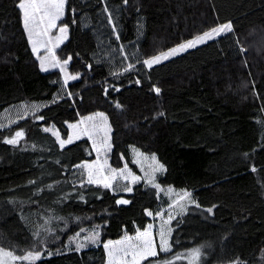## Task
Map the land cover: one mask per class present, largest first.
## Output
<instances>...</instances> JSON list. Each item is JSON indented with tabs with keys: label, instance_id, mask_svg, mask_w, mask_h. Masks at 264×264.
<instances>
[{
	"label": "trees",
	"instance_id": "1",
	"mask_svg": "<svg viewBox=\"0 0 264 264\" xmlns=\"http://www.w3.org/2000/svg\"><path fill=\"white\" fill-rule=\"evenodd\" d=\"M109 1L120 6L121 43L136 37L135 20L144 17L138 45L144 59L225 23L232 31L145 76L130 70L112 77L93 59L98 45L82 26L86 15L96 21L103 1L66 0L60 23L68 38L56 57H71L68 70L79 78L67 85L71 96L0 129V248L17 256L39 251L33 264H105L104 243L143 231L151 221L147 211L166 206L143 183L128 194L83 183L76 166L95 159L89 139L61 148L44 131L55 126L66 139L68 124L103 113L112 167L133 168L135 146L164 166L160 185L190 193L192 203L174 221L173 252L203 246L202 264H264V0ZM18 2L0 0V113L21 102L51 101L58 91L59 70H40ZM17 131L24 135L16 145L4 142ZM80 231L99 232V242L67 247Z\"/></svg>",
	"mask_w": 264,
	"mask_h": 264
},
{
	"label": "rangeland",
	"instance_id": "2",
	"mask_svg": "<svg viewBox=\"0 0 264 264\" xmlns=\"http://www.w3.org/2000/svg\"><path fill=\"white\" fill-rule=\"evenodd\" d=\"M82 1H87V0H82ZM102 1L104 4V7L97 13L95 22L94 21L92 22V17L89 15H86L82 18L83 29H85V30L89 29L93 33L94 38L96 40V43L98 45V52H97L96 56H94L96 61L105 63V60L109 59V58L118 59L119 62H117V66H119V67L122 66V69L124 70V71L122 70V72L120 74H122L124 72H128L130 70H134V71L141 73L143 76H145L147 73L148 67L145 66L142 61L149 59V58L144 59L140 55V53L138 52V45L143 40V38L145 36V32H146V24H145L144 17H137L135 20L136 37L131 41L123 42V43H121V45H118L119 44L118 43L119 42L118 41V35L121 31V27H120V24L118 22V16L120 13V10H119L120 6L110 2L109 0H102ZM65 6H66V2H65ZM105 9H107V11ZM64 12H65V9H64ZM21 15H22V13H21ZM62 17L56 21L57 27L51 29L48 36L42 38L46 42L47 48L52 49V53H48L46 51V49L43 47L40 48L38 53H33L32 46L29 43L31 51L35 55L36 58L38 55L39 56H47V61L45 64L46 68L48 69L47 71L53 70L54 68L60 69V67H53L52 66V64H53L52 54L55 55L56 60L60 61L61 64H63V61H65V60H59L56 57V51L59 49V47H61V44L63 42L59 44V47L53 46L56 43V36L59 35V28L60 27H67L66 25L60 23ZM109 17H111V21L109 20ZM202 34H200V35H202ZM224 34H226V33H222L221 35H224ZM26 36H27V34H26ZM218 37L219 36L215 37L214 39H216ZM67 38H68V27H67ZM67 38L63 41H66ZM194 38H192V39H194ZM192 39H190V40H192ZM48 41H51V42L48 43ZM208 41H211V40H208ZM208 41H206V42H208ZM111 42H114V43H111ZM116 42L118 43L117 45H116ZM186 42L187 41L180 43L179 45L184 44ZM202 44H204V43H202ZM202 44H198L197 46L202 45ZM179 45H176L172 48H175ZM172 48H170V49H172ZM193 48H195V47H193ZM193 48H190V49H193ZM170 49H168V50H170ZM190 49H187V50H185V51H183L177 55H180V54H182V53H184ZM168 50L163 51V52H167ZM163 52H161V53H163ZM161 53H159V54H161ZM102 54H104V56H102V58L99 59V57ZM177 55H175V56H177ZM154 56H156V55H154ZM175 56H172L169 59H171ZM169 59H167V60H169ZM37 60H38V65L40 67V60L39 59H37ZM167 60H163V61H161V63L165 62ZM128 62L133 63L132 64L133 67L130 69H129V65H128L129 63ZM155 65H157V64H155ZM112 67H114V64H112ZM40 69H41V67H40ZM109 69L112 71L114 68H109ZM125 69H129V70L125 71ZM62 73L64 76L65 75H72V76L78 75L75 73H71L68 70V64L65 66V71ZM78 78H79V75H78ZM71 81H74V80H70L69 82H71ZM65 92H66L65 87L60 83V88H59L58 92H56L54 94L52 100L49 103L47 101H34V102H30V103L21 102V103H17V104H14V105H11V106L5 108L0 113V129L14 125L15 123L23 120L24 118L36 113L37 111H39L40 109H42L46 105L54 103L53 102L54 100L56 102V101L63 99L64 98L63 95ZM33 106H35V107H33ZM96 114L86 116V117H94L95 116L94 121H86L85 123L81 124L80 122L82 120H84V118H86V117H82L79 119V121H77L75 123L68 124L69 134H68L66 139H63L61 137L59 130L55 126L48 127V129H49L48 132L52 135H53V132H57L62 140L67 141L68 138L70 136H72L73 132H74V129L70 128L69 125H78L79 128H81V129L88 128L92 132V138L91 139H89V137L87 135L81 134L78 139H76L74 137L72 142L65 144L64 147L72 144L73 142H75L77 140H80L83 137H87L89 139V141L91 142L92 147L94 149L95 159L92 161H85L81 164H84V163L93 164L94 162H97V160L99 159V164L103 165L104 162L107 161V166L104 169V175L110 176V175H112L111 170L115 169L110 164V149H106V148L102 147V144L105 140H107V142L110 143V127H109V124L107 121V117L104 114H103V116L106 117V125H105L103 119L99 116H96ZM93 124L97 125V127L95 129H93ZM53 136L57 140L56 136L55 135H53ZM94 141H95L96 147L101 148V152L99 153V156H98V153L96 151V148H94V146H93ZM57 142H58V140H57ZM59 145H60V143H59ZM130 152H131L132 163H133L134 167L132 168V167L125 165L121 169H115L116 172L119 173L120 170L125 169V167H127V171L124 172L123 176H118L117 179H115L114 181L111 182L112 187L110 189L112 191H116L119 193L128 194L132 191V187L134 185L139 184V183H143L145 186L153 189L155 194L158 195L161 200L165 201V202H163V204L165 203L166 206L162 207L159 212L153 213L150 210L147 211V214L151 213V215L148 214L151 221L146 226V228L144 229V230L148 229L149 225L152 226L150 229V232H151V238L153 241V247L155 248V250L157 252L156 256H158L159 253L166 254L165 257H163L160 261H158L159 264H190V262H191V264H202L203 263L202 262L203 257H204L203 246H196V247H193V248H190L187 250L173 252V245L171 243V235H172L173 228H174V221L178 216H180L181 214H184L188 210V206H189V204L192 203V201L189 200L190 199L189 197H185L183 194H181V192L178 189L171 187V186H162L158 183V181H157L158 176L164 172V166H163V170L154 172V168L157 165H162L157 159H155V162L152 160V157L155 156L154 154L142 152L141 150H139L135 146L130 147ZM155 158H156V156H155ZM129 173H131V175H129ZM76 174L81 179V181H83V183L84 182L87 183V172L84 169L76 167ZM133 176L138 177L139 179L136 181H133V179H132ZM92 185H96V184H92ZM97 185H102V183H98ZM154 185H158L159 187H156ZM128 188H131V191H127L126 189H128ZM164 221H168V223L165 224ZM162 226H163L165 232L167 233V241H168L169 250L166 252L160 251V243H161L160 231H161ZM169 229H170V232H168ZM143 231H139V232H143ZM93 232L94 231H83V232L80 231L78 234H76L71 239V241H69L67 243V247L72 246V247L76 248L77 244H84L85 247H87L89 245H96L97 243H89L85 240V237L91 236L93 234ZM95 232H97V231H95ZM137 233L133 236H130V237H135L137 235ZM123 238H121V239H123ZM121 239H118V240H121ZM118 240H115V241H118ZM194 249H199V256L195 260H193L192 257L189 255ZM4 250L9 251L7 249H4ZM13 255H16V254L13 253ZM149 257H155V256H148L147 258L141 260L140 264L144 260L148 259ZM40 258H41V255H40ZM107 259L108 258L106 255L105 264H107ZM129 259H130V257H129ZM35 261H37V260H35ZM35 261H20V260L12 261L11 259H8L7 264H33Z\"/></svg>",
	"mask_w": 264,
	"mask_h": 264
},
{
	"label": "snow or ice",
	"instance_id": "3",
	"mask_svg": "<svg viewBox=\"0 0 264 264\" xmlns=\"http://www.w3.org/2000/svg\"><path fill=\"white\" fill-rule=\"evenodd\" d=\"M65 2L66 0H19L17 7L21 10L22 13V25L24 28L25 33L27 34L28 41L32 46L33 53H38L40 48L43 47L46 49L48 53H52L51 48H47L46 42L42 39L49 35L51 29L57 27L56 21L59 20L64 15L65 9ZM128 0H124L126 4ZM107 11V9H105ZM111 21V17H109ZM232 31L231 23H225L219 25L217 27H213L207 32H204L202 35L195 37L192 40L187 41L184 44H181L175 48L168 50L167 52H163L156 56H153L149 59L143 61V64L148 68H151L155 64L161 63L163 60H167L172 56H175L187 49L196 47L198 44L205 43L208 40H212L217 36H220L222 33H228ZM67 38V27H60L59 28V35L56 36V43L53 45L54 47H59V44L63 42ZM51 41H48L50 43ZM37 59L40 60V67L42 71H47L45 64L47 61V56H37ZM71 57L68 60L63 61V64L60 61L56 60L55 55L52 54L53 60V67H60L61 71H65V66L69 63ZM132 65H129V69L132 68ZM125 69V71L129 70ZM78 79L77 76L72 75H65L64 84L67 85L68 81ZM139 83V81H137ZM118 90V89H117ZM154 91L159 94L160 89L154 88ZM71 96V93H69ZM55 102V100L53 101ZM35 107V106H33ZM117 108L120 107L119 104L116 105ZM163 115V113H161ZM96 116H99L103 119L106 125V117L103 116V113H97ZM37 119H43L42 116L37 117ZM94 117H86L80 123L83 124L86 121H94ZM70 128L74 129L73 135L68 138L67 141L62 140L57 132H53V135L56 136L58 142L60 143L61 148L65 146V144L71 143L73 138L75 137L78 139L81 134L87 135L89 139L92 138V132L88 128L81 129L78 125H69ZM97 127L96 124H93V129ZM44 131H49L48 128H45ZM24 135L23 131L15 132V135L10 138L6 139L4 142L11 145H16L19 142V139L22 138ZM94 148L98 153L101 152L100 147H96L95 141L93 142ZM103 148L110 149V143L105 140L102 144ZM155 156L152 157V160L155 162ZM107 166V161L104 162L103 165L99 164V159L97 162L93 164H80L76 167L82 168L87 172V183L88 184H98L102 183L103 187L111 188L112 181L117 179L118 176H123L124 172L127 171V167L125 169L120 170L119 173L116 172L115 169L111 170L112 175H104V169ZM163 170V165H157L154 168L155 171ZM131 175V173H129ZM133 181L138 180V177L133 176ZM83 186V185H82ZM159 187L158 185H154ZM127 191H131V188L126 189ZM184 196H190V193L185 192ZM183 198V197H182ZM117 204H127V200H117ZM211 212V209H208ZM151 215V213H148ZM165 224L168 221H164ZM151 225L149 228L144 230L143 232L137 233L135 237H130L125 235V237L118 241H108L104 243L103 247L105 249L107 255V264H140V261L147 258L148 256H156L157 252L153 247V241L151 238ZM170 232V229L168 230ZM99 232H93L91 236L85 237V240L89 243H98ZM160 251H168V241H167V233L165 232L163 226L160 231ZM85 247L84 244H77L76 250L79 251L81 248ZM40 252L36 251L35 253L29 252L27 255L24 256H16L13 255L11 251H6L3 248H0V264H7L8 259L12 261H35L40 259ZM51 255V253H49ZM193 260L197 259L199 256V249H194L189 254ZM130 257V259H129ZM191 264V262H190Z\"/></svg>",
	"mask_w": 264,
	"mask_h": 264
},
{
	"label": "crops",
	"instance_id": "4",
	"mask_svg": "<svg viewBox=\"0 0 264 264\" xmlns=\"http://www.w3.org/2000/svg\"><path fill=\"white\" fill-rule=\"evenodd\" d=\"M104 7V6H103ZM65 41H63V43H64ZM63 43L61 44V46L63 45ZM119 43V44H118ZM116 42V45L118 44V45H121V42ZM60 48V47H59ZM95 53H96V51H95ZM94 53V54H95ZM93 54V59L96 61V59H95V55ZM126 56V55H125ZM144 61V60H143ZM142 61V62H143ZM97 63H99V64H101V65H104L106 68H107V70H108V72L110 73V75H112V77H117V76H119L120 75V73L122 72V66L121 67H119V66H117V62H119V60L118 59H112V58H109V59H106L105 60V63H103V62H98V61H96ZM129 63V64H128ZM127 64L128 65H132L133 63H131V62H128ZM135 63V62H134ZM112 64H114V67H112ZM126 64V65H127ZM109 66V67H108ZM40 68V67H39ZM109 68H114L112 71L109 69ZM56 68H54L53 70H55ZM41 70V69H40ZM59 70V75L54 79V83H56L57 85H58V90H59V88H60V83L65 87V93H64V97H69V93H68V88H67V85H65L64 84V80H65V76L63 75V73H62V71H61V69H58ZM42 71V70H41ZM49 71H51V70H49ZM124 71V70H123ZM43 72H47V71H43ZM68 83H69V81H68ZM58 92V91H57ZM50 101H48V103H49ZM49 105V104H48ZM47 106V105H46ZM45 106V107H46ZM44 108V107H43Z\"/></svg>",
	"mask_w": 264,
	"mask_h": 264
},
{
	"label": "water",
	"instance_id": "5",
	"mask_svg": "<svg viewBox=\"0 0 264 264\" xmlns=\"http://www.w3.org/2000/svg\"><path fill=\"white\" fill-rule=\"evenodd\" d=\"M117 105V104H116Z\"/></svg>",
	"mask_w": 264,
	"mask_h": 264
}]
</instances>
